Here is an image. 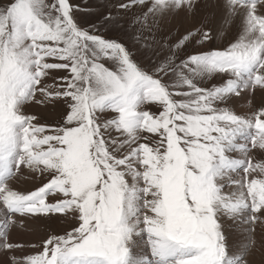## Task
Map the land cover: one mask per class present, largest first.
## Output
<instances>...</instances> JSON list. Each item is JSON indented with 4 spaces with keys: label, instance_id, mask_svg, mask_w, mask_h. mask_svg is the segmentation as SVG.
I'll return each mask as SVG.
<instances>
[{
    "label": "snow or ice",
    "instance_id": "1",
    "mask_svg": "<svg viewBox=\"0 0 264 264\" xmlns=\"http://www.w3.org/2000/svg\"><path fill=\"white\" fill-rule=\"evenodd\" d=\"M199 3L119 4L147 5L130 23L132 46L110 34L124 30L111 11L80 22L70 0L0 4V248L24 247L8 240L23 223L13 217L73 218L10 264H247L264 217V156L252 155L264 153V107L240 114L228 102L264 90V0H224L242 22L223 48L185 51L192 38H214L203 25L156 42L163 16ZM216 75L224 79L205 86ZM57 101L56 125L25 111ZM25 168L47 182L17 190ZM225 220L249 225L234 252Z\"/></svg>",
    "mask_w": 264,
    "mask_h": 264
},
{
    "label": "rangeland",
    "instance_id": "2",
    "mask_svg": "<svg viewBox=\"0 0 264 264\" xmlns=\"http://www.w3.org/2000/svg\"><path fill=\"white\" fill-rule=\"evenodd\" d=\"M6 2L7 0H0V4ZM70 2L77 5L80 9H83L82 11H77L75 13L76 18L80 22H95L99 15L107 11H111L114 17H119V23L124 25V30L113 31L110 34L119 36L124 42L128 43L129 46H132L131 37L133 32L137 31L136 29L130 27V23L136 14L140 13L147 7V5H137L130 9H119L117 7L121 3H130L131 0H70ZM223 5L224 0H200V3L191 13H186L183 9H181L166 14L159 20L158 25L155 28L154 38L156 42L159 43L161 39L170 43L174 42L182 35L187 34L189 31H194L197 27L203 25L205 29L211 30L214 34V38L211 41L204 42L203 44H197L195 42V38H192L187 42L185 48L186 52L195 53L227 46L230 42L237 38L240 31L242 16L235 15L228 17ZM149 22H151V18H149ZM147 32L148 29L145 27L143 31L144 38L146 40H152L153 36H148ZM141 43H143V41H141ZM64 75H67V72L54 71L52 73V77ZM223 79V75H216L205 81V86L220 83ZM46 83H53V80L49 79ZM248 92L249 94L247 95L246 91H243L239 97L233 96L229 100V106L234 108L237 113L250 114L260 107H264V90L256 89ZM244 98L248 99L243 101ZM37 99L41 98L38 96ZM148 107H150L153 111L156 110L153 105H149ZM64 110L65 105L63 101L48 104L29 103L25 106V111L28 114L37 116L41 123L48 125H56L61 120ZM252 155L258 159L264 156V153L253 151ZM20 178L14 182V187L22 192L32 191L47 182L46 177L34 174L26 168L23 170ZM49 199L52 200L54 197H49ZM12 219L20 220L22 218L13 217ZM24 219L22 220L25 222L21 225H27V229L25 230H27L29 234H34L27 237L26 240L29 242L27 249L31 251L30 253L35 251V249L31 247L32 245H41L42 241L46 239L49 234H63L66 230H69L73 224V218L71 215L64 216L62 214H51L49 216L39 215L35 217L29 216L24 217ZM224 223V234L226 238V245L228 246V242H230V239L228 238L229 230L238 229L237 225H239L238 227H243L245 224L236 223L230 220H225ZM24 225L22 227H25ZM19 226V223L10 225L8 239H10L12 231L16 230V228L18 229ZM29 226L31 228H29ZM248 227L249 225H247V228ZM252 227L254 228V232L252 233V240H254V243L251 244L247 254L244 256V260L247 261V264H264V256H255L254 261L248 260L252 251H264V217H261V219L258 220ZM15 236L19 238L18 235ZM239 238L242 242H244L247 239V232L240 234ZM139 243L142 244V242ZM259 249L261 251H259ZM12 255V257L15 256V254Z\"/></svg>",
    "mask_w": 264,
    "mask_h": 264
},
{
    "label": "bare ground",
    "instance_id": "3",
    "mask_svg": "<svg viewBox=\"0 0 264 264\" xmlns=\"http://www.w3.org/2000/svg\"><path fill=\"white\" fill-rule=\"evenodd\" d=\"M246 94L248 95L249 92L246 91ZM245 98H244L243 101H246L248 99V98L247 99H245ZM22 219H24V218H22ZM24 220H26V219H24ZM23 222H25V221H23ZM27 222H29V221H27ZM19 225L20 226L18 227V229L15 227L16 230L12 231L11 237L8 240H9V242H12V243L22 244V245H24V247H23V249H17L15 251H8V250L0 248V264H10V258L13 256L12 254H15V256H17V257L18 256L22 257L23 255L30 254V252H31L29 249H27V245L29 244V242H27L26 240H27V237L31 236L33 233L29 234L28 231L25 230V229H27L26 228L27 225L25 226L23 224L25 227H22L23 225H21V224H19ZM28 225H29V223H28ZM238 226L239 225H237L238 229H233V230L230 229L229 232L227 231L228 232V238L230 239V242H232V243L228 242L229 243L228 244V246H229L228 248H229L230 252H234V251L238 250V246L242 243L241 239L239 238V235L242 234V233H245L246 229H247V225L246 224L243 225V227H238ZM29 228H31V227L29 226ZM234 228H236V227H234ZM12 230H13V228H12ZM29 230H31V229H29ZM29 232H31V231H29ZM15 235H18L19 238H17ZM134 251H139V249H136ZM259 251H261V250L259 249ZM250 255L251 256L248 258V260L249 261H254L255 256H264V251H261V252L252 251Z\"/></svg>",
    "mask_w": 264,
    "mask_h": 264
}]
</instances>
